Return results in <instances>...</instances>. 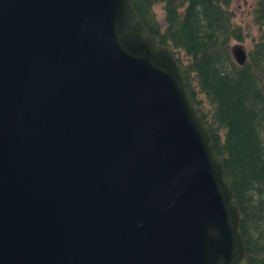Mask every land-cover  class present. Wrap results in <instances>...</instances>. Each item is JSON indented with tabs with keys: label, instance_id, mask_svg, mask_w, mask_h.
<instances>
[{
	"label": "water",
	"instance_id": "95a60500",
	"mask_svg": "<svg viewBox=\"0 0 264 264\" xmlns=\"http://www.w3.org/2000/svg\"><path fill=\"white\" fill-rule=\"evenodd\" d=\"M240 218L131 0H0V264H249Z\"/></svg>",
	"mask_w": 264,
	"mask_h": 264
},
{
	"label": "trees",
	"instance_id": "16d2710c",
	"mask_svg": "<svg viewBox=\"0 0 264 264\" xmlns=\"http://www.w3.org/2000/svg\"><path fill=\"white\" fill-rule=\"evenodd\" d=\"M131 2L149 32L173 49L235 194L249 264H264V0L252 8L255 35L234 22L231 0ZM246 35L252 44L239 65L230 44Z\"/></svg>",
	"mask_w": 264,
	"mask_h": 264
},
{
	"label": "rangeland",
	"instance_id": "374dc122",
	"mask_svg": "<svg viewBox=\"0 0 264 264\" xmlns=\"http://www.w3.org/2000/svg\"><path fill=\"white\" fill-rule=\"evenodd\" d=\"M255 4V0H231L230 8L234 14V22L240 25L243 29L248 30L251 34H256V26L252 19V8ZM155 10L160 21L163 20V10L161 5L157 4ZM236 44L241 45L246 53L251 48L252 41L250 36L246 35L241 41L233 40L230 44V48Z\"/></svg>",
	"mask_w": 264,
	"mask_h": 264
}]
</instances>
